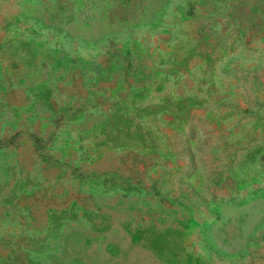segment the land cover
Masks as SVG:
<instances>
[{"label": "rangeland", "instance_id": "obj_1", "mask_svg": "<svg viewBox=\"0 0 264 264\" xmlns=\"http://www.w3.org/2000/svg\"><path fill=\"white\" fill-rule=\"evenodd\" d=\"M0 264H264V0H0Z\"/></svg>", "mask_w": 264, "mask_h": 264}]
</instances>
